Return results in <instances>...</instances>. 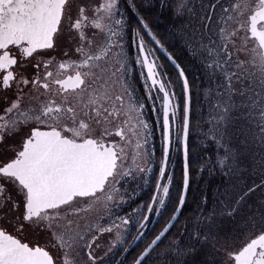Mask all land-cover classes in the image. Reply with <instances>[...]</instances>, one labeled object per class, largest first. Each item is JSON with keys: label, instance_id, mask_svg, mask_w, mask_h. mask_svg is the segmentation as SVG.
I'll return each mask as SVG.
<instances>
[{"label": "snow or ice", "instance_id": "6c2138e0", "mask_svg": "<svg viewBox=\"0 0 264 264\" xmlns=\"http://www.w3.org/2000/svg\"><path fill=\"white\" fill-rule=\"evenodd\" d=\"M0 264H264V0H0Z\"/></svg>", "mask_w": 264, "mask_h": 264}, {"label": "trees", "instance_id": "16d2710c", "mask_svg": "<svg viewBox=\"0 0 264 264\" xmlns=\"http://www.w3.org/2000/svg\"><path fill=\"white\" fill-rule=\"evenodd\" d=\"M152 16L154 17V20H153V24H154V30H156L157 32L161 33V34H165L169 31V28H170V24H169V21H168V14L167 12H165L162 16L160 17H156V13L155 12H152ZM170 50H178V47H179V44L177 41H170ZM169 70H172L171 69V66H169ZM196 122L194 121L193 123V135H192V140L193 141H196L197 143H199L201 145V147H203V144L200 143V141L198 142V135H197V132L195 130L196 128ZM158 138V136H157ZM206 144L209 145L208 147V151L209 152H214L216 149H217V146L212 144L209 140H207ZM221 151V149H219ZM199 151V149L197 150ZM157 152L159 154V145L157 144ZM159 160V158L157 159V161ZM199 167V165L197 164L194 168V171L195 169H197ZM175 168H176V172L177 174L179 175V172H180V168H181V163H180V160L179 158L176 159L175 161ZM155 172L157 173L158 171L155 170ZM200 183V181L198 182ZM150 190H146V193H145V199L148 198V193H149ZM175 192V190H173V193ZM160 225H157V228H159ZM152 235V233H150L149 237Z\"/></svg>", "mask_w": 264, "mask_h": 264}, {"label": "rangeland", "instance_id": "374dc122", "mask_svg": "<svg viewBox=\"0 0 264 264\" xmlns=\"http://www.w3.org/2000/svg\"><path fill=\"white\" fill-rule=\"evenodd\" d=\"M132 55L133 56L135 55V49L134 48L132 49ZM134 74L137 75L138 74V70H136L134 72ZM177 91H179V89H177ZM207 119H208L207 107H205L204 115L200 118V127L198 128L196 126V128H195V130L197 129L196 132H197V135H198V137H197L198 138V142L200 141V143H202L203 145L206 144L207 140L203 139V135L202 134L206 133L208 131V129L211 127V125L206 123ZM239 128H240V125H233V135H234V138H236V139L240 138ZM157 133H158V131H157ZM220 149H221V152H222L223 149L222 148H220ZM158 161H157V163H158ZM170 168H171V165H170ZM156 170L158 171V167L156 168ZM205 177L207 178V173H205ZM200 184H203V181H200ZM150 189H151V185L149 184V185H144L143 188L138 190V191L140 192V194H142L145 190H150ZM151 236L148 239H151Z\"/></svg>", "mask_w": 264, "mask_h": 264}, {"label": "flooded vegetation", "instance_id": "af4514ba", "mask_svg": "<svg viewBox=\"0 0 264 264\" xmlns=\"http://www.w3.org/2000/svg\"><path fill=\"white\" fill-rule=\"evenodd\" d=\"M162 55V54H161ZM134 75H136V74H134ZM137 76H138V74H137ZM157 136H158V138L156 139V147H157V144L159 145V132L157 133ZM158 153V152H157ZM159 158V154L157 155V159ZM145 193H146V190L142 193V194H140V196H139V199H141V200H144L145 199ZM133 232H135V230L133 229L132 230ZM150 235V234H149ZM149 237V236H148ZM143 245L141 244L140 245V247H142ZM137 249L135 248V247H133V250H132V253L130 254V257H131V255H133V254H135V251H136Z\"/></svg>", "mask_w": 264, "mask_h": 264}]
</instances>
